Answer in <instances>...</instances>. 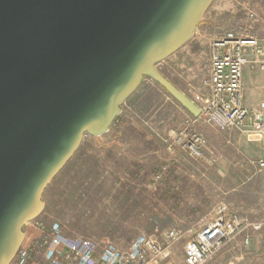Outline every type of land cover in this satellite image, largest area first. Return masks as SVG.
Here are the masks:
<instances>
[{"label": "water", "instance_id": "obj_1", "mask_svg": "<svg viewBox=\"0 0 264 264\" xmlns=\"http://www.w3.org/2000/svg\"><path fill=\"white\" fill-rule=\"evenodd\" d=\"M213 0H0V264L44 211L48 185L86 136L110 131L149 78L195 117L158 65Z\"/></svg>", "mask_w": 264, "mask_h": 264}, {"label": "rangeland", "instance_id": "obj_2", "mask_svg": "<svg viewBox=\"0 0 264 264\" xmlns=\"http://www.w3.org/2000/svg\"><path fill=\"white\" fill-rule=\"evenodd\" d=\"M229 32L263 39L264 0H213L191 41L162 61L159 69L197 104L201 103L200 98L207 91L203 82L209 76L211 43ZM249 79L253 92H259L260 88L254 90V87H258L260 81L264 84V70L249 66ZM179 108L181 105L161 86L146 78L123 104L122 114L111 127L113 133L102 139L93 136L84 139L78 151L45 189L43 213L25 227L23 245L31 246L33 251L27 264H47L39 242L51 233L56 222L70 237L90 238L100 246L112 242L127 248L140 235L156 234L157 230L151 228L159 224L160 219L166 222L165 228H176L182 233L174 247L172 264H186L185 242L211 218L159 217V207H165L168 202L149 200L148 194L157 186L149 188L146 184V178L151 176L159 180L157 176L161 174L158 172L164 153L160 154L162 150L158 149L164 145L160 137H152L149 142L144 135L148 132L160 134L166 144L178 148L173 132L186 127L193 116L184 117L181 110L185 109ZM194 128L208 140L204 158L193 160L183 153L179 157L181 161H195L194 165L200 171L198 202L201 205L208 196L213 198L216 207L227 206L229 200L251 201L247 210L257 215L245 218L263 223L259 230H253L259 232L257 240L264 250V171L257 165L264 155V143L252 141L251 137L236 131H221L206 123H197ZM125 130L135 131L132 135L139 136L117 138L121 141L120 146L107 143L111 134ZM149 145L157 152H152L144 165V153ZM206 160L211 168L204 164ZM201 171L213 184L205 182L206 177ZM227 212L233 215L228 208ZM35 222L42 224L40 229L35 227ZM232 243L205 264H245L247 259L241 252L228 251L221 256ZM11 264H17V255Z\"/></svg>", "mask_w": 264, "mask_h": 264}, {"label": "built area", "instance_id": "obj_3", "mask_svg": "<svg viewBox=\"0 0 264 264\" xmlns=\"http://www.w3.org/2000/svg\"><path fill=\"white\" fill-rule=\"evenodd\" d=\"M210 59L209 76L203 82L207 91L198 103L201 115L192 116L186 127L172 135L174 143L195 160L203 159L208 148L207 138L194 128L197 123L236 131L264 143V99L255 110L247 107L244 82L246 66L264 70V38L229 32L212 41ZM257 165L264 171V155ZM262 225L229 214L224 205L185 242V263L205 264L248 228ZM181 238L180 230L167 228L140 235L127 248L112 242L100 246L90 238L66 235L56 222L39 245L47 264H172L174 247ZM32 252L31 246L23 245L17 253V264H27Z\"/></svg>", "mask_w": 264, "mask_h": 264}, {"label": "crops", "instance_id": "obj_4", "mask_svg": "<svg viewBox=\"0 0 264 264\" xmlns=\"http://www.w3.org/2000/svg\"><path fill=\"white\" fill-rule=\"evenodd\" d=\"M191 41V40H190ZM189 41V42H190ZM188 42V43H189ZM187 43V44H188ZM186 45V44H185ZM184 47V46H183ZM182 47V48H183ZM175 54V53H174ZM173 54V55H174ZM244 82H245V95H246V106L250 109H257L259 107L260 102L264 99V84L259 82V86L254 87V90L257 88L259 92H253V85L250 82L249 79V66L245 67L244 70ZM180 105V104H179ZM182 107V106H181ZM185 109V108H179ZM184 117H187L190 115L188 114V111L181 110ZM212 126V125H211ZM109 133H113L110 129L109 132H107L104 135L98 136L100 139L102 137H105L106 135H110ZM116 134H111V140L107 141V143H111L112 145L120 146L121 141L120 137H137L139 135H132V133H135V131L132 130H125V131H117ZM124 133H127L124 135ZM145 137L147 136L149 138V142L151 141L152 137H160V139L163 140L162 145L160 146L158 151L162 150V153L164 155V158L161 161L160 168L161 169L158 173H161L157 176L159 180L155 178V176L152 178L149 177L146 178V184L149 188H152L154 186V189L151 191L152 193L149 195V200H158L159 202H168V205L165 207H159V217H183V218H189V217H203V218H213L216 214V212L219 210L220 205L216 207L214 204V200L212 197H206L200 205L198 202V188L197 185L200 181L198 178V174L200 173L198 167H196V162H187V161H181L179 154L183 153L188 158H190L186 152L181 150V148L176 149L172 148V145L166 144V139H163L162 135L160 134H154L151 132H148ZM87 137V136H86ZM96 137V138H98ZM252 141H255L252 139ZM123 142H128L127 140ZM261 142V141H260ZM129 143V142H128ZM127 143V144H128ZM164 143V144H163ZM256 145V150L258 145ZM129 147V144L127 145ZM147 148L146 153H144V165L148 162V159L151 156V153H156L157 151H152L151 146L149 145ZM175 150H178L179 152H175ZM161 156V155H160ZM193 159V158H190ZM195 160V159H193ZM205 161L204 164H206L207 167L211 168V164ZM177 162V164H176ZM194 162V163H193ZM187 164V165H186ZM250 164L246 165L249 166ZM244 166V165H242ZM251 167V166H250ZM241 169V168H239ZM248 170V169H247ZM203 171H201L202 173ZM228 171L226 172V174ZM164 174V175H163ZM203 177L205 176V173H202ZM205 182L208 184H213V181L208 179V177L204 178ZM229 203L227 204V208L229 212L233 213L234 216H237L239 218H242L244 220L247 217H255L257 214L254 212H250V210H247L248 203L247 200H229ZM223 204V203H222ZM237 206V208H235ZM233 207V208H232ZM150 211V210H149ZM260 216V215H258ZM246 217V218H245ZM254 222V221H249ZM36 228H39L42 226L40 222H35ZM32 223H30L28 226H30ZM166 222L159 220V224H155L151 228V230L159 231L165 228ZM27 227V226H26ZM164 227V228H163ZM253 227L248 228L246 231H244L238 238L224 250V252L221 253V256L228 253V251H235V252H241V256H244V258L247 259V262L245 264H264V250L263 245L258 242L257 237L259 236V232L254 231ZM260 229V228H259ZM258 229V230H259ZM251 233V234H250ZM246 238H249V242H246ZM223 251V250H222ZM220 256V257H221Z\"/></svg>", "mask_w": 264, "mask_h": 264}, {"label": "trees", "instance_id": "obj_5", "mask_svg": "<svg viewBox=\"0 0 264 264\" xmlns=\"http://www.w3.org/2000/svg\"><path fill=\"white\" fill-rule=\"evenodd\" d=\"M165 91V90H164ZM166 92V91H165ZM167 93V92H166ZM169 95V94H168ZM171 97V96H170ZM172 99H174L173 97H171ZM175 100V99H174ZM176 101V100H175ZM177 102V101H176ZM178 103V102H177Z\"/></svg>", "mask_w": 264, "mask_h": 264}]
</instances>
